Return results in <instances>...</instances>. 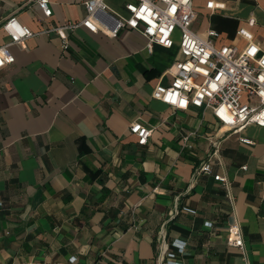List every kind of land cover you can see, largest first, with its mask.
<instances>
[{"label":"crops","instance_id":"obj_1","mask_svg":"<svg viewBox=\"0 0 264 264\" xmlns=\"http://www.w3.org/2000/svg\"><path fill=\"white\" fill-rule=\"evenodd\" d=\"M128 1L106 0L97 19L115 28ZM207 1L194 0L198 32L214 28L217 46L242 48L238 29L255 18L264 43V0H215L213 13ZM52 8L45 17L36 0H0V46L11 15L35 33L0 69V264H161L173 240L186 242L185 264H264V127L234 132L210 110L154 98L172 82L178 48L150 51L134 29L111 37L82 26L65 49L45 31L86 9L83 0ZM136 121L152 129L147 144L130 130ZM206 161L229 178L232 201L199 171ZM230 216L243 251L227 243Z\"/></svg>","mask_w":264,"mask_h":264},{"label":"built area","instance_id":"obj_2","mask_svg":"<svg viewBox=\"0 0 264 264\" xmlns=\"http://www.w3.org/2000/svg\"><path fill=\"white\" fill-rule=\"evenodd\" d=\"M45 17L53 14L52 0H36ZM86 14L82 19H67L63 23L47 29L56 32L63 41L64 48L70 45L68 31L86 27L92 32H102L115 37L121 28L138 31L146 38V47L152 51L155 44L164 48L176 45L174 35L180 31L178 43L179 57L166 70L172 76L170 85L157 84L153 97L175 109L187 110L190 106L210 110L215 120L234 132H242L249 125L264 127V43L255 39L250 27L255 18H250L247 25L239 27V35L246 44L239 48L224 44L217 46L220 32L214 28L206 34L194 27L197 11L194 0H131L125 4L128 15H119L117 26L110 28L99 22L98 10L108 9L106 0H83ZM218 5L215 0H208L206 8L213 13ZM3 29L9 41L0 46V69L15 62L11 46L19 44L35 33L22 24L17 16H9L3 23ZM131 132L138 136V143L147 144L152 129L141 121L131 124ZM242 141L252 140L241 137ZM213 155L219 152L220 139L211 141ZM243 166V169H246ZM204 174H213L221 181L232 201L231 182L228 177L213 173L210 162H204L199 168ZM165 238V236H164ZM227 243L239 250H244V236L241 224L235 216H230L227 227ZM173 250L163 244L164 253L161 264H185L181 256L185 254L186 242L173 240ZM72 264L77 262L71 258Z\"/></svg>","mask_w":264,"mask_h":264},{"label":"rangeland","instance_id":"obj_3","mask_svg":"<svg viewBox=\"0 0 264 264\" xmlns=\"http://www.w3.org/2000/svg\"><path fill=\"white\" fill-rule=\"evenodd\" d=\"M131 1V0H130ZM174 39L176 41V45H175V48H178V43H179V40H180V31L177 30L175 35H174Z\"/></svg>","mask_w":264,"mask_h":264}]
</instances>
